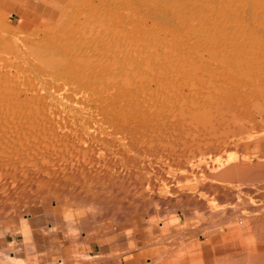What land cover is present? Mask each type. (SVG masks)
Instances as JSON below:
<instances>
[{"label":"rangeland","instance_id":"374dc122","mask_svg":"<svg viewBox=\"0 0 264 264\" xmlns=\"http://www.w3.org/2000/svg\"><path fill=\"white\" fill-rule=\"evenodd\" d=\"M263 41L264 0H0V264L24 262L11 256L27 264H101L106 259L116 264L122 257L144 264H206L208 244L216 254L214 264H249V256L264 250L255 239L264 229L263 210L243 208L242 199L235 200L242 204L238 212L225 209L215 196L202 195V181H183V163L154 157L139 168L122 164L109 176L116 181L107 190L93 186L104 152L119 140L84 127L98 121L109 128L114 122L121 133L144 119L153 139L168 110L161 120L157 117L159 126L146 122L150 110L225 103L226 90L244 79L236 71L252 76L249 70H259L253 65L257 54L263 60ZM243 51L256 52L254 58L250 54L254 63ZM241 53L243 63L237 60ZM237 62L241 65L232 73ZM256 102L264 108V98ZM27 121L32 128L37 125L32 136ZM24 134L30 141L37 138L25 141L29 146L43 138L52 142L41 144L45 154L35 160L26 154ZM134 140L127 136L129 143ZM2 141L11 149L4 150ZM48 144L54 147L47 149ZM12 155L18 161L5 168L2 162ZM215 236L217 241H208ZM103 252L107 255L99 256Z\"/></svg>","mask_w":264,"mask_h":264},{"label":"bare ground","instance_id":"6f19581e","mask_svg":"<svg viewBox=\"0 0 264 264\" xmlns=\"http://www.w3.org/2000/svg\"><path fill=\"white\" fill-rule=\"evenodd\" d=\"M238 18H239V16H238ZM262 48H263V46H262ZM260 50H262V49H260ZM263 51L264 50H262V52ZM251 52H253V54H251ZM238 53L239 52L236 53L237 56H238ZM243 53H244V51H243ZM243 53H241V56ZM254 53H256V52L250 51V53L249 52L247 53L245 51L244 55H246V54L250 55L251 54V55H254V56H252L254 58L256 56V54H254ZM249 55H247V56H249ZM251 55L249 56L250 57V61H248L249 63H251V59H252ZM237 56H235V57H237ZM263 56L261 55L260 57H261V59L263 58V60H264ZM243 57H245V56H242L240 59H239V57H237L238 58L237 60L238 61L240 60V62L243 63L245 61V60L242 61ZM257 57H258V54H257L256 58ZM256 58H255V62L257 60V63H259V64L254 63V61L252 59V63L255 64L253 66H259V67H257L259 69V70H257V73H258V71L261 73L262 72L261 70H263V74H264V66H263L264 61L262 60L263 64L260 65L261 61H258V58L257 59ZM246 59H248V57H246ZM240 62H237L238 65L237 64L234 65V66H236V69L234 67H232V68H234V70L231 69L232 73L235 70H237L238 66L241 65ZM244 64H242V65L244 66ZM250 65L251 64H248L247 66L249 67ZM247 66L245 68H248ZM253 66H251V67L253 68ZM262 66H263V68H262ZM245 68L240 69V67H239L238 69H240V71L241 70H245V71L248 70ZM249 69H251V68L249 67ZM253 69L255 71V67ZM254 71L249 70V72L246 71V73L247 72L248 73L253 72V75L255 76V75H257V73L255 71L256 74H254ZM236 73L238 76H240V78L244 77V79H242L241 83H235L233 81L235 83L234 86L236 84L237 85L234 88L232 87L233 86L232 85L231 87L233 89L226 90V91H230V93L227 92L228 99H227V101H225V103L210 104L207 102L203 103V102L198 101V103H200V104L196 105V104L191 102L192 105H190V103L184 104V106L186 108L185 111L182 110L180 107H178V106H182V104H179L176 106L173 104L174 108L177 107L176 110H178L176 112L174 110L175 113H173V111H172L174 108L172 106H169V105H168L169 108H165L166 110L163 107H161V108L164 110L160 109V107H159V109L162 111L154 110V111H159V112H157L158 114L152 113V114H154V116L151 114V112H152L151 110L149 112V115H151V117L145 116V114H146L145 113L144 114L145 118L149 117V119H147V118L145 119V120H148V121H146L148 124H150V123L152 125L156 124V126L158 124V126H159V123H160L159 120H161L160 116L163 113V111H167V110L169 111L173 108L171 110L172 114H170L168 111L167 112L169 115L167 114V112H164V115L166 113L167 116L166 115L164 116L162 114V116H163L162 120L164 122L166 121V123L161 124L162 127L159 126L160 129L158 127L154 128V129H159L158 132H160V133H159V135H156L155 137H153V139L150 138V132L148 130L149 126L147 127V129H145L146 127L145 128L143 127L144 123L142 121L144 119L142 121L137 122L135 124V126L132 125L135 128V129L133 128L134 130H131V131L123 130L121 133L117 131L118 126L112 125L114 122L112 124L109 123L110 119L107 123H109L110 127L112 126V128H110V127L105 128L104 125H106V124H104V123L103 124L101 123L102 124V127H101L100 123L98 124V121H96L97 123L92 124V126L90 125L91 123L90 124H88V122L85 123V124H87L86 125L87 127L85 126L84 128H88V130H90L91 133H97V134H100V136H102V134L110 133L113 136V138H117L119 140L117 142L114 139L115 143L117 142L118 144L116 143L115 148H113V150L107 149L106 152H104V155L102 157L105 156L106 160H104L105 163L101 162V165H100L101 166V171H100L101 176L97 177V179L96 178L93 179L94 181L91 183L89 181V183L93 186H94V184H97V186H98V184H100L101 185L100 188L102 190H104V189L107 190L110 188V187L107 188L108 184H112V182L116 181V178H115V181H113V179H111L112 177L109 178V176H112L113 172L118 167L123 166L122 164H124V166L126 165V166H131V167L133 166L134 168H137V167L139 168V166H142L145 163V161H149V160H151V158L154 157L155 159H161L166 164H170V162H175L176 165L179 163H183V169L185 167L186 172H187L186 177L183 179V181H187V182H189L190 180L202 181L203 185L200 184V186H202V195H204L205 197H209V195L215 196V198L222 201L223 204L221 206H223V208H225V209L232 207L231 208L232 211L236 212V210H237V212H238V209L240 208V206L242 204H240V206L236 205L237 203H235V200L242 199L243 200V206H242L243 208H246L247 210H251L253 212H258V213L261 212V210L264 211V108L262 109L261 106L256 102L258 99L264 98V82H263V84L261 83V85H263V86L259 85L258 81L259 82L261 81L259 76L260 75L262 76V74L259 75V73L257 75V78H255V77L252 78L253 75L251 76V74H245V73L244 74L246 76H244V74H243V76H241L240 75L241 73H239V70L236 71ZM235 74H233V75H235ZM237 75H236V78L238 77ZM263 77H264V75H263ZM255 79H256V82L258 84L255 82ZM257 85H259L260 87ZM245 89L248 92L245 91L246 93L244 92L245 94H243L242 90H245ZM226 91H225V93H226ZM240 93H242L244 96L240 95ZM120 96H123V93L120 94ZM193 102H197V101H193ZM186 105H187V107H186ZM178 108L181 109L182 111H184L183 112L184 115H182L181 110H179ZM182 108L184 109L183 106H182ZM130 109H132V108H130ZM124 110H127V108ZM128 111H129V109H128ZM139 114H142V113L139 112ZM146 115H148V114H146ZM141 117H143V115ZM157 117H160V119ZM27 122H29V121H27ZM27 122L26 123L24 122L25 127L28 128V129L25 128L24 129L25 131L26 130L29 131V127H30V125H29L30 122L29 123H27ZM104 122H106V121H104ZM30 124H31V127H30L31 129H33L34 127L37 126V125L34 126L35 125L34 124L33 125L34 127L32 128V123H30ZM27 125H28V127H27ZM15 126L16 125H14V127ZM41 126L38 128H41ZM129 126H131V125H129ZM8 128H11V127L9 126ZM14 129L16 131V128H14ZM10 130H12V129H10ZM32 131H34V129L31 130V132L29 131L31 134L29 133L28 135L32 136L33 134H35V131L33 134H32ZM36 132H38V131H36ZM10 133H8L7 135H9ZM12 133L14 134V132H12ZM41 133L42 132H40V134ZM91 133H89V135H92ZM125 133L127 136H130L132 139H135L134 140L135 142L129 143L127 141V136L125 135ZM139 133H143V135H138ZM17 134H19V131ZM40 134L38 133V135H40ZM15 135H13V136L10 135V136L13 137V139H14L17 137V135H16V137H14ZM38 135L36 137H39ZM89 135H87V136L89 137ZM94 135H96V134H94ZM136 135H138V136H136ZM24 136H25V134L22 135L21 139H23ZM67 136H68V134H67ZM11 137H8L7 139L10 138V140H11L12 139ZM28 137H30V136H28ZM44 137H46V136H44ZM2 138H4L6 140L5 137H2ZM40 138H42V135L40 136ZM94 138H95V136H94ZM25 139H23L25 146H27L28 150L30 148V150L32 152V153H30V150H29V153L26 151L27 156L29 154H31V156L35 157L34 159L36 160V158H37L36 156L38 155V153H40L42 151V154H40L39 156H43L45 154V148L43 149V147L45 145L44 146L42 145V148H41V144L42 143L45 144V142L47 140H44V138H43V142H42V140L40 139L41 144H40V142H38L40 144V146H39L38 143H35L36 142L35 140L37 138L34 137L33 138V139H35L34 143L36 144V146L38 145L37 147H39V148L37 149V148H35L36 146L35 147L32 146V145H34L32 142V144L30 146L34 147L33 148L34 151H33V149H31V147L29 145H27L28 142H27V144L25 142L29 138H27L26 140ZM14 140L17 141V139H14ZM51 140H52V137H51ZM57 140H59V138H57ZM76 140H77V138H76ZM140 140H142V143H140ZM4 141H2V143L4 145H6V147H7L10 145V143H12L13 140H11V142L9 141L10 142L9 145H8V143L5 144L7 142V140L5 143H4ZM29 141H30V139H29ZM49 141H47V142L49 143ZM50 142H52V141H50ZM59 142H61V141H59ZM13 143H15V142L13 141ZM53 144H48L47 149H50V148H48V146H51V145L53 146ZM11 147H13V146H11ZM55 148H57V147H55ZM7 149H11V148L7 147L5 149V147H4V150H7ZM52 149H54V148H52ZM58 149H59V146H58ZM201 150H203V152H205V153H203V154L199 153ZM204 150H206V151H204ZM78 151H79V149H78ZM83 151H84V149H83ZM19 152H20V149H19ZM23 152H24V150H23ZM14 153H17V152H14ZM21 153L22 152H20V154ZM56 153H58V152L56 151ZM56 153H55V155H56ZM82 154L83 153H81V155ZM15 155L16 154H14V156ZM45 156H47V155H45ZM80 156H78V158ZM99 156L101 157V155H99ZM17 157L14 160L13 155H12V157L9 158L8 162L7 161L2 162V163H4L5 168H8L11 165V164L8 165L9 163L13 164L14 161L15 162L18 161L19 158H17ZM24 157L27 158L25 156V152H24ZM33 157H32V159H33ZM88 157L90 158V154H88ZM106 157H108L109 160ZM118 157H122V158H124V160L123 159L120 160V158H118ZM81 158L82 157H80V160H81ZM10 159H13V160H11L13 162H11ZM32 159H31V161H32ZM41 159H42V157L40 158V160ZM46 159H47V157H46ZM53 159H54V157H53ZM6 160H8V159H6ZM20 160H22V162H23L22 158ZM27 160H29V159H27ZM83 160H81V161H83ZM90 161H88V162H90ZM88 162L86 163V165L88 164ZM7 165H8V167H6ZM184 165H186L187 167ZM90 166H91V164H90ZM92 166H94V165H92ZM80 170L81 169L78 170V173L81 172ZM76 173H75V176L78 175ZM30 175H32V174L30 173ZM70 176L72 177V175H70ZM80 176L81 175H79L77 177L79 178ZM78 178H76L75 180H78ZM81 178L82 177H80L79 179H81ZM119 179L120 178H118V180ZM71 181H74V180H71ZM123 181H125V180H123ZM79 182H80V180H79ZM80 183L76 182V185L79 186ZM86 183H88V182H86ZM72 184H73V182H72ZM82 184L84 185L85 183H82ZM127 184H128V182H127ZM83 185H81L82 188H84ZM85 185H87V184H85ZM114 185H115V183H114ZM79 187H78V189L75 188L76 189L75 191L79 190L80 189ZM112 187H113V185H112ZM81 189L79 190V193L81 192ZM76 193L77 192H75L74 194H76ZM78 195H80V194H78ZM85 198H87V197H85ZM73 200H75V199L73 198ZM86 200H88V199H86ZM77 202H79V201L77 200ZM77 202H75V203H77ZM248 202H250V203H248ZM137 203H139V202H137ZM162 204H163V202H162ZM138 205H140V204H138ZM234 206H236L237 208ZM120 207H122V206H120ZM139 207H137V208H139ZM120 209H122V208H120ZM246 209L244 210V212L246 211ZM124 210L125 209H123L122 211H124ZM239 212H240V210H239ZM241 212H242V210H241ZM214 213L215 212H213L212 214H214ZM230 213H232V212H230ZM237 214H239V213H237ZM248 214H251V213H248ZM262 214H263V216L261 217V221L264 223V212ZM256 217L257 216H255V218ZM249 219H251V218H249ZM251 220H254V219H251ZM246 221H248V220H246ZM257 221H258V219L255 220V223ZM249 222H251V221H249ZM246 223H248V222H246ZM260 233L261 234L258 233L257 238L255 237V239L257 240L256 242H258V244L263 245L264 244V229H263V232H260ZM249 257L248 258L252 264H264V250L263 249L261 250V248H260V250L257 249L256 253L252 254ZM252 259L255 261H253ZM260 259H263V261H259Z\"/></svg>","mask_w":264,"mask_h":264},{"label":"crops","instance_id":"0c3cea01","mask_svg":"<svg viewBox=\"0 0 264 264\" xmlns=\"http://www.w3.org/2000/svg\"><path fill=\"white\" fill-rule=\"evenodd\" d=\"M216 239H212L211 237L208 239L209 242H215L217 241V236H215ZM206 245H207V240H206ZM212 246L211 245H207L206 248H204V252H203V257H204V261L206 264H214V262L216 261V258H215V251L213 248H211ZM102 255H99V256H103V255H107L106 253H101ZM11 260H15V261H24L23 263H20V264H27L25 261L26 259L21 257V258H16V256H11ZM112 262L111 261H108L107 259L105 260V263H101V264H111ZM115 263L116 264H144L142 262L141 259H136L135 257L134 258H131V259H126L125 257H122L121 259L119 260H115ZM249 264H252L251 261H248ZM148 264V263H147Z\"/></svg>","mask_w":264,"mask_h":264}]
</instances>
